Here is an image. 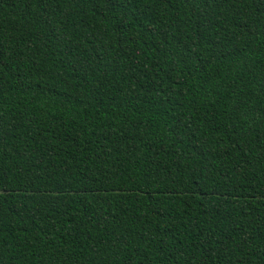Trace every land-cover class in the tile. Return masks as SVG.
Masks as SVG:
<instances>
[{
	"label": "trees",
	"instance_id": "1",
	"mask_svg": "<svg viewBox=\"0 0 264 264\" xmlns=\"http://www.w3.org/2000/svg\"><path fill=\"white\" fill-rule=\"evenodd\" d=\"M0 264H264V0H0Z\"/></svg>",
	"mask_w": 264,
	"mask_h": 264
}]
</instances>
